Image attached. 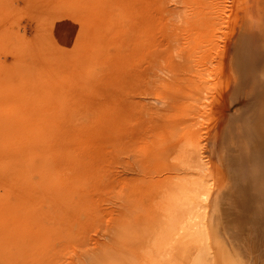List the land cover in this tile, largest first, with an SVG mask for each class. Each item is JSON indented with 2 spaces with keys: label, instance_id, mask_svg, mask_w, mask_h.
Instances as JSON below:
<instances>
[{
  "label": "rangeland",
  "instance_id": "374dc122",
  "mask_svg": "<svg viewBox=\"0 0 264 264\" xmlns=\"http://www.w3.org/2000/svg\"><path fill=\"white\" fill-rule=\"evenodd\" d=\"M217 2L0 0V264H155L167 222L155 203L185 191L190 175L173 158L200 126L215 195L237 190L211 126L238 108L209 68L225 29ZM21 130L38 168L32 152L13 154L7 138ZM254 224L261 243L244 231L253 249L238 264L264 261Z\"/></svg>",
  "mask_w": 264,
  "mask_h": 264
},
{
  "label": "bare ground",
  "instance_id": "6f19581e",
  "mask_svg": "<svg viewBox=\"0 0 264 264\" xmlns=\"http://www.w3.org/2000/svg\"><path fill=\"white\" fill-rule=\"evenodd\" d=\"M218 5L219 10L214 11L213 8L210 13L212 17L215 15L212 20L215 18L219 26L225 25L223 40L220 37L223 45L220 47L218 39L220 52L214 59L212 56L209 64L212 66L216 63L219 69L210 66L209 72L211 75L216 70L218 74L221 72L223 84L217 82L214 86H222L219 91L222 97L219 95V98L227 106L236 105L238 108L228 118L222 114L220 120L210 125L218 139L214 155L232 169L231 173L237 178L239 187L225 197L223 191L215 195V185L205 176L208 159L201 152L203 147L199 137L202 136V128L200 126L201 130L195 128L184 132L173 161L186 169L190 176L184 181L185 191L175 194L165 192L155 203L165 213L167 221L160 240L153 244L157 253L155 264H238L244 261L245 256H250V249H253L247 247L246 243L242 245L245 242L244 231L254 233L256 221L260 222L261 228L264 226V0H220ZM207 33L209 36L208 30H202L200 38H204ZM191 41L194 45V41ZM202 100L204 102H200V106L204 110L208 106V97ZM27 134V131L21 130L14 134L13 139H7L11 140L16 157L32 152L30 157L34 158V166L37 167L40 164L37 152L21 149ZM37 137L35 135V139ZM43 138L47 140L46 136ZM218 160L215 159L217 163ZM16 183L18 195L22 199L23 184L19 178ZM32 195V191L26 192L27 197ZM212 201L218 209L217 223L214 220L216 209L214 215L210 213ZM254 235L257 244L261 243L262 235ZM259 252L261 254V250Z\"/></svg>",
  "mask_w": 264,
  "mask_h": 264
}]
</instances>
